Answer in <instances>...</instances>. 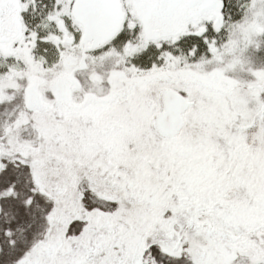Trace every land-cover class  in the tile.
I'll use <instances>...</instances> for the list:
<instances>
[{
    "label": "snow or ice",
    "instance_id": "6c2138e0",
    "mask_svg": "<svg viewBox=\"0 0 264 264\" xmlns=\"http://www.w3.org/2000/svg\"><path fill=\"white\" fill-rule=\"evenodd\" d=\"M0 264H264V0H0Z\"/></svg>",
    "mask_w": 264,
    "mask_h": 264
}]
</instances>
